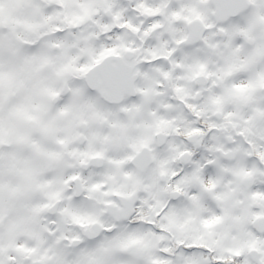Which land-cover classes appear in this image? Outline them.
Here are the masks:
<instances>
[{
    "label": "snow or ice",
    "instance_id": "6c2138e0",
    "mask_svg": "<svg viewBox=\"0 0 264 264\" xmlns=\"http://www.w3.org/2000/svg\"><path fill=\"white\" fill-rule=\"evenodd\" d=\"M0 264H264V0H0Z\"/></svg>",
    "mask_w": 264,
    "mask_h": 264
}]
</instances>
